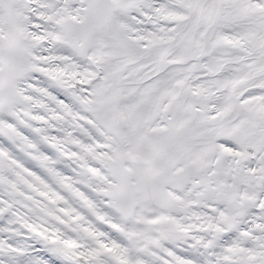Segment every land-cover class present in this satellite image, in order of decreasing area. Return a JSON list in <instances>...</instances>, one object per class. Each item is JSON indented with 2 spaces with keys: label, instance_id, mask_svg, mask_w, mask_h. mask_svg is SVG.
<instances>
[{
  "label": "snow or ice",
  "instance_id": "obj_1",
  "mask_svg": "<svg viewBox=\"0 0 264 264\" xmlns=\"http://www.w3.org/2000/svg\"><path fill=\"white\" fill-rule=\"evenodd\" d=\"M0 264H264V0H0Z\"/></svg>",
  "mask_w": 264,
  "mask_h": 264
}]
</instances>
